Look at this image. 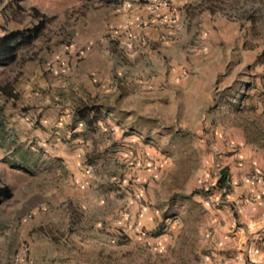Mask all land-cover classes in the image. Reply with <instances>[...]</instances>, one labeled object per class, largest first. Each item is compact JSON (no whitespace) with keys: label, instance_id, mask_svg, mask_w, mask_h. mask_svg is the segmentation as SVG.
I'll return each mask as SVG.
<instances>
[{"label":"rangeland","instance_id":"obj_1","mask_svg":"<svg viewBox=\"0 0 264 264\" xmlns=\"http://www.w3.org/2000/svg\"><path fill=\"white\" fill-rule=\"evenodd\" d=\"M147 3L0 0V38L42 25L0 60V264H217L261 201L264 0Z\"/></svg>","mask_w":264,"mask_h":264},{"label":"crops","instance_id":"obj_2","mask_svg":"<svg viewBox=\"0 0 264 264\" xmlns=\"http://www.w3.org/2000/svg\"><path fill=\"white\" fill-rule=\"evenodd\" d=\"M155 1L156 0H148L147 4L139 5L138 8H136L135 5L130 18L136 20L138 16L147 15L151 17L156 24L162 25L169 17H172L173 14L176 15L177 19L180 18L181 15H183V10H180L182 4L195 0H170V13L156 8ZM155 31L149 30L147 33H144L146 40L149 42L156 41L159 33H162V28ZM119 36L120 37L117 38V48L122 49L125 53H131V50L128 49L129 44L133 43L136 47V44L139 43L141 39V33L136 31L134 27L130 30H121ZM138 53H140V51H138ZM133 55L136 56L135 53H133ZM74 190L78 192L77 188H74ZM79 191H81V195L76 194L75 196L76 198L81 196V199L72 201L69 215H74L75 211L81 212V210L88 212L91 208V206L87 204L88 200L82 197L84 195V188ZM262 192H264V190H262ZM239 196L241 197L238 193L231 194L230 196L231 202H239L236 206L239 221L234 224L235 227L232 230L231 236L232 250H230L228 255L219 257L217 264H264V195L261 201L255 204L249 203L247 200L239 201ZM59 218L60 214L48 215L44 220L38 221L37 225L42 227L51 224L54 225Z\"/></svg>","mask_w":264,"mask_h":264},{"label":"trees","instance_id":"obj_3","mask_svg":"<svg viewBox=\"0 0 264 264\" xmlns=\"http://www.w3.org/2000/svg\"><path fill=\"white\" fill-rule=\"evenodd\" d=\"M42 25L35 27L30 33H12L0 38V60H6L13 56L17 47L22 44H29L39 34ZM9 196L7 189H0V200Z\"/></svg>","mask_w":264,"mask_h":264},{"label":"built area","instance_id":"obj_4","mask_svg":"<svg viewBox=\"0 0 264 264\" xmlns=\"http://www.w3.org/2000/svg\"><path fill=\"white\" fill-rule=\"evenodd\" d=\"M155 7L160 8V9L165 10V11H169L170 7H171L170 0H156L155 1ZM262 176H263V174L258 173L253 177V179L258 181V180H261ZM225 192L226 191L224 190V193Z\"/></svg>","mask_w":264,"mask_h":264}]
</instances>
